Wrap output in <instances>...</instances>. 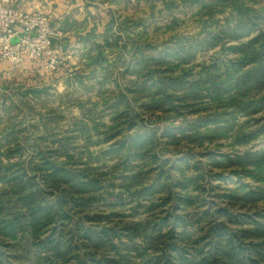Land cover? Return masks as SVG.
<instances>
[{
	"label": "trees",
	"instance_id": "16d2710c",
	"mask_svg": "<svg viewBox=\"0 0 264 264\" xmlns=\"http://www.w3.org/2000/svg\"><path fill=\"white\" fill-rule=\"evenodd\" d=\"M260 1L148 0L152 15L160 6L159 13L171 15L168 29L180 23L176 12L192 11L203 42L176 34L154 46L144 21L109 10L99 32L92 19V27L75 36L86 69L91 75L107 71L115 56L127 79L112 81L113 90L104 79L98 100L79 104L81 120L65 131L58 129L66 118L59 107L7 118L11 108L1 97L0 264H264V145L252 147L264 138L262 118L252 126L264 112V6L255 7ZM68 29V21L60 26L64 34ZM204 41H213L206 50L218 51L215 57L226 58L201 65L191 79ZM63 43L67 50L69 39ZM74 76V84L84 86L85 77ZM23 95L37 99L39 93ZM189 106L199 114L192 123L153 127ZM219 142L228 143L230 153H205L203 174L197 165L190 168L189 154L173 163L164 159L182 143L204 148L221 147ZM101 145L108 146L95 151ZM208 192L230 207L199 214V230L219 222L193 239L187 230L191 217L184 214L204 207ZM235 205L257 208L256 218L244 221L249 228H229Z\"/></svg>",
	"mask_w": 264,
	"mask_h": 264
},
{
	"label": "rangeland",
	"instance_id": "374dc122",
	"mask_svg": "<svg viewBox=\"0 0 264 264\" xmlns=\"http://www.w3.org/2000/svg\"><path fill=\"white\" fill-rule=\"evenodd\" d=\"M179 1V0H177ZM110 3V2H109ZM134 3L133 5L136 6V13H133V11H130L133 13L131 16L130 14H128L127 8L130 7V4ZM130 4H125V6H127V8H125L124 6V10H121V17H123L122 15H126L128 17V19L133 20L134 22H141L144 21L145 22V26H146V32L149 34V41L148 43L153 44L154 46H162L164 43H169L170 39L176 35L179 34L181 36H187V37H195L198 38L200 42H203L202 36H199V32H200V28L197 24V22L193 19L192 16V11H186V15L184 12H181V14H179L180 12H176L175 15H178L179 18V25L176 28H171L168 29L169 26H171V19H170V14H168L167 12H161L159 13V11H162L163 7H159L158 9H156L152 15V9L150 8L149 2L148 0H130ZM132 6V5H131ZM264 6V0L260 1V2H256L255 3V7L256 8H260ZM134 7V6H132ZM132 10H134V8H131ZM124 12V13H123ZM119 13V12H118ZM125 16V17H126ZM155 17V18H153ZM222 17V16H220ZM151 18V19H150ZM98 24V31L102 32V28H103V24L101 21H97ZM60 29V27H58ZM126 41V40H125ZM124 41V42H125ZM213 41L209 42V41H204V43H206L200 50L199 53L197 55V60H196V68L193 69V74L191 75V79H193V77H198L199 72L202 70L201 65H205V66H210L211 64H213V62H217L218 60V55L215 57V55L218 53V51H213V50H206L207 47H209L212 44ZM70 44V43H69ZM78 44V43H77ZM73 45L70 44V46H72L70 49L72 50V54L74 55V60L71 61L72 64L67 65L66 67H64L63 69H61L58 73H55L53 75H47L46 74V70L44 69V64L43 63H39L40 66H37L40 71L42 72L41 75H43V77L41 78L42 80H44V85L45 86H53L55 87L54 89L51 88L52 94H57V95H53L49 100L48 103L45 102L46 106L48 105V108L50 107H59V112L62 115H65L66 118H64V121H61L59 124V130L65 131L66 129H69L70 127H72V125H74L77 121L81 120V114L79 111V104H87L86 101H90L91 103L96 102L98 100V94L100 92H97L95 94V92H89L90 95H86L84 93H82L83 89L81 90L80 88H77L78 90H74L75 93L71 94H67L65 101H68L66 103V105H62L61 103V98L63 97L62 95L64 94V88L63 86L65 84V82L62 81V79H68L70 77H72V79L75 78V74H83L85 76L86 74V62L83 59L82 56V50L80 45ZM124 44V43H122ZM115 57V56H113ZM113 57H111L112 59H114ZM125 58H128L129 56L125 55ZM110 58V59H111ZM220 58H226V56L220 55ZM219 58V59H220ZM5 63V62H3ZM8 66V63H5ZM5 66V65H4ZM7 67V66H5ZM89 70V69H88ZM125 70H121L120 75H114L113 78L122 80V81H126V77L124 76ZM123 74V75H122ZM19 75V74H18ZM39 74H32V75H25L24 76H17V77H13V76H9V78L7 76L3 74H1L0 76V100L2 103V96H7V93L10 91H7L6 89H3V85H7L10 86L12 89L15 88H20L21 84L23 85H28V86H35L36 85V81L39 80ZM71 79V78H70ZM90 83V82H89ZM42 84L43 86V81L38 83L37 85ZM43 86V87H45ZM64 86V87H65ZM75 86V84H74ZM42 87V88H43ZM67 87V86H66ZM81 91V92H80ZM71 95V97H70ZM204 97L203 94L199 95L198 97ZM70 97V98H69ZM192 98H189V101H191ZM188 101V100H187ZM184 103V102H183ZM3 105V104H2ZM179 105V104H178ZM1 110V107H0ZM50 110V109H49ZM182 111V116L178 115L177 117L175 116H171L168 120H159L158 122L155 123V125H153L154 128H156L157 130H163L167 127H178L181 125H187L192 123L193 121H195L196 119L199 118V114L196 111L197 109L195 107H183L180 109ZM4 111V110H3ZM101 111V110H99ZM33 112V115L36 114H40L42 113V109H36ZM103 112V111H102ZM28 117L31 114L29 112H24ZM46 115V111L44 112ZM105 115L103 116V123H105L106 125H109L110 123V119L109 117H107L109 114L108 113H104ZM3 117H5L4 119H6V116L3 114ZM2 117V118H3ZM99 117V116H98ZM145 118H147V116H145ZM155 118V117H154ZM262 118V120L260 121L261 123H264V112L254 116L253 119V125L254 127H256L257 124L256 120ZM241 120H245V119H241ZM96 142V141H95ZM162 142V141H161ZM219 144H221V147H218L217 144L213 143L212 145H210L209 147H204L201 148L199 147L198 143L194 144V143H182L181 146H177V147H171L170 148V152L165 153L164 159H168L169 162L173 163V162H177V159H180L182 157H186L187 154H189V156L191 157V163H190V168H193L195 165L198 166L199 169H201L202 174L203 172L206 173L205 169L207 168V162H208V158L207 156H205V153H209V154H214V155H218L219 154V150H222L224 152L230 153L231 148L229 147L228 143L223 144V142H219ZM224 145V146H223ZM264 145V138H261L259 141H257L256 143H254V145L252 146L254 149H260L262 146ZM108 145H101L99 147L95 148V151H99L105 147H107ZM216 146V147H215ZM239 152H242L240 150H237ZM197 168V171L194 170L193 171V175L199 173V170ZM226 174V173H225ZM213 174H210L209 178L212 177ZM210 183V182H208ZM213 185H218V182L216 181L215 178H213L212 181ZM228 186V184L223 185V187ZM221 192V191H220ZM203 201L204 202V207H202L199 211H196L195 213L189 211L186 212L184 215L187 217H191V221H189V224L187 226V230L191 233L189 235H191V237H193V239H199L203 236L206 235L208 229L210 228V226L214 225L215 223H218L219 221L217 220L216 222L211 221V225H205L203 227V230H199V228H195L194 225L197 223L196 219L197 216L199 214H201V216H203L205 214V211H208L209 213L213 210V208H227L229 209V205L225 204L224 202H222V200L218 201V199L214 196V193H206L202 196ZM216 205V206H215ZM214 206V207H213ZM229 206V207H228ZM213 207V208H212ZM259 207L264 209V202L259 203ZM233 213H232V223L229 224V228H231L232 230H241V229H247L249 228L246 224H245V219H247V217H252L253 219L256 218V216H253L254 214H256L257 208H247V207H241L240 206H233ZM216 217H218V215H216ZM77 215L74 216L73 219H76ZM75 221V220H74ZM207 241L205 242H201V245H205V251L208 250L207 245H206ZM242 244L251 247L250 246V240L244 239L242 240ZM15 245V244H13ZM17 247V249H22L23 244H17L15 245ZM188 250L191 252L193 251L192 247H189ZM8 253V252H6ZM15 254V252L13 253V255ZM9 255V254H7ZM12 255V254H11ZM9 255V256H11Z\"/></svg>",
	"mask_w": 264,
	"mask_h": 264
},
{
	"label": "crops",
	"instance_id": "0c3cea01",
	"mask_svg": "<svg viewBox=\"0 0 264 264\" xmlns=\"http://www.w3.org/2000/svg\"><path fill=\"white\" fill-rule=\"evenodd\" d=\"M13 3V6L17 9L32 12V13H46L50 16L52 23L56 26L60 27L64 22L68 21L70 24V29H68L67 33H63L65 35V38L69 39L70 44H77V39L75 38L76 33H83L85 29H90L92 27V19H97V21H101L103 24V27L105 23L109 20L108 17V11L111 10L113 12H116L117 14H121V10H124V4L120 5H111L109 3V0H11ZM134 3L130 4V7L127 8L128 14H130V11H133V13H136V6L133 5ZM134 7H132V6ZM131 8H134L132 10ZM119 12V13H118ZM124 13V12H123ZM131 12L130 16L133 14ZM123 18L126 15H122ZM127 17V16H126ZM103 29V28H102ZM79 45V44H77ZM111 67L108 68L107 71L97 72L94 75L92 74V70L89 69L86 71L84 81V86H78L75 84L74 86V80L72 77L66 79H62L63 82H65L66 86L64 88V94L61 98L62 105H66L68 101H65L66 95L71 93H75L77 88L83 89L82 93L86 95H90L89 92H99L102 87V81L104 79H107L105 81L104 87L106 89L113 90L115 88L112 81L116 80L113 78V76L120 75L121 70H123L124 63L113 61L111 58ZM7 67H5V66ZM40 66L39 63L33 62L30 60H25L21 65L18 66H8L5 63H3L0 60V76L4 73L5 76L9 78V76L17 77V76H24L25 75H32V74H39V80L36 81L35 86H28L21 84L20 88L12 89L10 86H7L6 84L3 85V89H6L7 91H10L7 93L6 96V102L5 105L7 107L11 108V114L8 117H15L17 113H19L20 117L27 116L24 112L34 111L36 109H42V113L45 115L50 109H54V107L48 108V105L46 106L45 102L48 103V100L53 96L57 94H52V89L55 87L53 86H45L44 80L41 78L43 77L42 72L37 67ZM19 74V75H18ZM104 75H107V78L104 77ZM43 81V87L42 84L37 85L38 83ZM90 82V83H89ZM43 87V88H42ZM28 90H35L39 93L37 96V99H34L32 97H24L23 94L27 92ZM44 90H47L45 92ZM75 90V91H74ZM81 92V91H80ZM71 97V95H70ZM69 97V98H70ZM23 103H29L30 104V110L25 108ZM3 103H1L0 100V107ZM60 107V106H59ZM56 108V107H55ZM33 113V112H32ZM39 115V114H36Z\"/></svg>",
	"mask_w": 264,
	"mask_h": 264
},
{
	"label": "built area",
	"instance_id": "2783aa9c",
	"mask_svg": "<svg viewBox=\"0 0 264 264\" xmlns=\"http://www.w3.org/2000/svg\"><path fill=\"white\" fill-rule=\"evenodd\" d=\"M65 35L46 13L17 9L11 0H0V60L11 66L25 60L43 63L47 75L71 65L74 55L64 49ZM16 41V42H15Z\"/></svg>",
	"mask_w": 264,
	"mask_h": 264
},
{
	"label": "water",
	"instance_id": "95a60500",
	"mask_svg": "<svg viewBox=\"0 0 264 264\" xmlns=\"http://www.w3.org/2000/svg\"><path fill=\"white\" fill-rule=\"evenodd\" d=\"M16 42V41H15Z\"/></svg>",
	"mask_w": 264,
	"mask_h": 264
}]
</instances>
